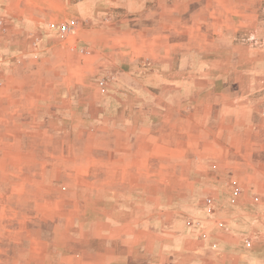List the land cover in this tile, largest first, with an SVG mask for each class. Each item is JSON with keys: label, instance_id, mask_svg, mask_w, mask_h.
Instances as JSON below:
<instances>
[{"label": "rangeland", "instance_id": "1", "mask_svg": "<svg viewBox=\"0 0 264 264\" xmlns=\"http://www.w3.org/2000/svg\"><path fill=\"white\" fill-rule=\"evenodd\" d=\"M57 4L0 0V264H168L217 232L264 259V0H154L98 42L43 27Z\"/></svg>", "mask_w": 264, "mask_h": 264}, {"label": "crops", "instance_id": "2", "mask_svg": "<svg viewBox=\"0 0 264 264\" xmlns=\"http://www.w3.org/2000/svg\"><path fill=\"white\" fill-rule=\"evenodd\" d=\"M56 4V11L50 10L40 11V23L47 30H52L55 26L52 20H63L66 15L70 18L65 22H77L76 34H85L89 39L104 40L105 35L113 33L118 34L120 31L111 29L99 23H105L107 16L122 12L127 17L142 14L148 7V4L154 0H51ZM71 2V3H69ZM67 3V4H66ZM57 9L59 10L57 11ZM65 10V12H63ZM45 13V14H44ZM44 14V15H43ZM97 22V24H96ZM102 25V26H100ZM42 27V26H41ZM59 29V28H58ZM112 30V31H111ZM57 28L54 32H58ZM122 31V30H121ZM75 34V35H76ZM82 41H79V45ZM82 50H86L82 48ZM222 233L217 232L214 238L208 241H200L195 239L197 249H187V245L191 242L188 238L185 239L178 234H171L167 238L173 239V244L168 245L170 256L167 258L168 264H264V259L259 258L245 248L244 236L232 232L226 233L225 238H221ZM166 239V237H163ZM154 242V241H153ZM173 255H172V254ZM165 258V256H164ZM175 260H172L174 259Z\"/></svg>", "mask_w": 264, "mask_h": 264}, {"label": "built area", "instance_id": "3", "mask_svg": "<svg viewBox=\"0 0 264 264\" xmlns=\"http://www.w3.org/2000/svg\"><path fill=\"white\" fill-rule=\"evenodd\" d=\"M76 27H77V22L76 21H72V22H64L60 27H59V31L60 33L62 34H65V35H75L76 34ZM106 81H101L100 82V87H101V90L103 93L106 92ZM241 194V189L240 188H236L235 189V193H234V197H233V200L232 202L233 203H236L237 201V197ZM258 200V199H257ZM207 207L209 209V211L212 212V209H213V199L209 198L207 200ZM203 238L207 239L208 238V235L205 234L203 235ZM247 246L248 247H251L252 246V243L250 241L247 242Z\"/></svg>", "mask_w": 264, "mask_h": 264}]
</instances>
